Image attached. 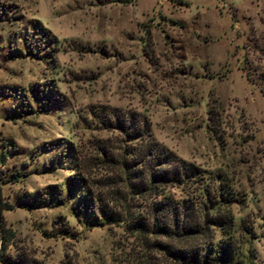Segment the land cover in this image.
<instances>
[{
  "label": "rangeland",
  "instance_id": "obj_1",
  "mask_svg": "<svg viewBox=\"0 0 264 264\" xmlns=\"http://www.w3.org/2000/svg\"><path fill=\"white\" fill-rule=\"evenodd\" d=\"M99 105L142 113L157 141L218 174L237 195L234 264H264V0H0L12 264H162L89 211L76 160L113 133L91 115ZM219 239L208 264H222Z\"/></svg>",
  "mask_w": 264,
  "mask_h": 264
},
{
  "label": "trees",
  "instance_id": "obj_2",
  "mask_svg": "<svg viewBox=\"0 0 264 264\" xmlns=\"http://www.w3.org/2000/svg\"><path fill=\"white\" fill-rule=\"evenodd\" d=\"M90 113L102 128L113 132L95 140V153L88 161L81 155L76 160L94 217L121 226L142 251L159 253L162 264H208L204 246L218 231L217 262L237 263L241 249L230 208L235 191L218 174H206L198 164L157 141L142 113L110 105L96 106ZM215 114L208 109L211 124ZM4 208L0 202L5 242ZM4 247L0 261L12 264L14 257L4 253Z\"/></svg>",
  "mask_w": 264,
  "mask_h": 264
}]
</instances>
